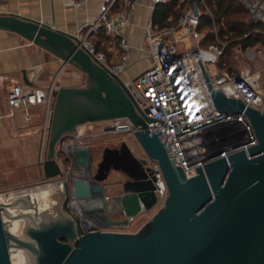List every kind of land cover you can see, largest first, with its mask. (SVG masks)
<instances>
[{
	"label": "water",
	"instance_id": "95a60500",
	"mask_svg": "<svg viewBox=\"0 0 264 264\" xmlns=\"http://www.w3.org/2000/svg\"><path fill=\"white\" fill-rule=\"evenodd\" d=\"M0 29L18 33L87 75L86 85H61L54 92L45 179L64 176L57 146L66 133L86 123L128 118L146 156L158 161L168 189L163 207L137 232L110 230L129 225L158 203L157 177L147 158L137 157L125 141L119 148L106 147L96 170L90 146L69 141L63 148L69 180H62L66 197L56 216L38 221L34 215L21 238L7 228L6 204L0 200V264H12V246L27 250L31 264H264V110L214 88L198 59L216 107L245 112L259 142L248 152L197 167L189 177L166 145L170 159L157 135L161 130L150 132L153 119L125 80L80 47L76 34L13 13H0ZM112 172L121 176L111 178Z\"/></svg>",
	"mask_w": 264,
	"mask_h": 264
},
{
	"label": "built area",
	"instance_id": "2783aa9c",
	"mask_svg": "<svg viewBox=\"0 0 264 264\" xmlns=\"http://www.w3.org/2000/svg\"><path fill=\"white\" fill-rule=\"evenodd\" d=\"M86 1L70 2L77 7ZM167 1L151 0V8L156 9L159 4ZM241 1L248 6L255 22H264V0ZM139 3L140 0H104L97 16L82 25L76 34L80 47L89 52L95 61L119 76L127 68L133 49L124 29L131 24ZM201 4H205V0H187L179 19L174 21L170 15L165 26L149 21L146 26V42L151 57L150 65L125 81L141 109L153 119L148 123L150 132L156 134L161 130L157 134L159 139L166 148L168 146L173 162L181 166L189 177L197 174V167H204L209 162L242 150L248 152V148L259 142L253 123L245 112H225L216 107L198 59H201L214 88L220 89L227 97L239 98L248 106L264 110V89L260 84L259 73L248 66L236 72L221 63L228 45L227 36L216 32L207 50L201 47ZM99 33L117 40L122 51L119 62L112 63L107 53L98 48L92 36ZM172 36L173 41L170 43L168 39ZM190 37L197 41L198 46L191 48L185 45V50H180L177 42ZM212 64L217 65V71L214 72ZM65 66L63 64L62 68ZM61 71L47 87L24 88L19 84L13 85L8 93L9 105L28 111L31 105L44 104L52 114L54 92L59 87L57 79ZM112 121L106 131L135 136L138 128L128 118ZM49 125L50 120L42 138L40 155L43 161ZM85 125L79 126L77 132L66 133L57 146V158L65 172L62 180L69 177V164L62 160L60 152L69 141L83 144ZM220 151L223 152L219 154ZM146 158V166L156 175L157 184L162 189L158 191V196L166 197L168 189L158 161ZM231 171L230 165L228 176ZM110 230L115 231L113 228Z\"/></svg>",
	"mask_w": 264,
	"mask_h": 264
},
{
	"label": "crops",
	"instance_id": "0c3cea01",
	"mask_svg": "<svg viewBox=\"0 0 264 264\" xmlns=\"http://www.w3.org/2000/svg\"><path fill=\"white\" fill-rule=\"evenodd\" d=\"M70 1L0 0V13L19 14L47 23H55L57 27L77 34L82 25L97 16L104 2V0H87L83 5L74 7ZM238 1L244 4L241 0ZM244 5L248 8L246 4ZM155 11L156 9L151 8V0H140L131 24L124 29L133 46L132 57L121 75L125 81L135 77L150 65L151 57L146 42V26L149 21L153 20L162 26L168 24V17L162 19ZM249 20L259 23L255 22L251 15ZM202 32L204 38L205 32ZM105 36L104 39L99 37L93 40L100 43L99 47L107 53L112 63H117L122 53L121 48L115 38ZM168 41L172 43L173 36ZM194 44L198 45L197 41L192 42L190 38L177 42L180 50H185V45ZM237 52L244 53L248 62L254 64L261 61V58L264 59V50L261 47L247 49L237 47ZM62 65L63 62L58 57L18 33L0 29V194L30 185L44 177L40 151L45 127L51 118L44 104L31 105L28 111L23 108H12L8 103L9 90L15 84L24 88L47 87L53 82ZM245 66L258 72L261 79L263 70L249 63L242 66L235 65L232 68L226 65L236 72ZM79 71L74 67L67 71L62 70L58 77L59 81L57 79L58 86H78L76 82L80 78ZM262 88L264 89L263 86ZM116 177L119 176H111V178Z\"/></svg>",
	"mask_w": 264,
	"mask_h": 264
},
{
	"label": "rangeland",
	"instance_id": "374dc122",
	"mask_svg": "<svg viewBox=\"0 0 264 264\" xmlns=\"http://www.w3.org/2000/svg\"><path fill=\"white\" fill-rule=\"evenodd\" d=\"M180 3V1H179ZM185 6V5H184ZM184 6L182 8H178L180 9V12L182 13ZM178 7V6H176ZM216 32H218V28L215 29ZM193 39V40H192ZM190 40L193 42L195 41V39L193 37H190ZM204 38L202 39V45L201 47L207 50L208 44L210 43L211 40L209 41H204ZM198 45L194 44L193 46H191V48H195ZM230 62L233 63V65H244V64H251L252 66L256 67V68H260L262 69V77L260 79L262 86L264 87V59L261 58V61L257 62V63H252V62H248V60L246 59V56L244 53H238L237 52V48L234 51L233 55H230ZM213 66V70L214 72L217 71V65L212 64ZM72 68V66L70 65H66L64 68H60L58 72H60L61 70L67 71L70 70ZM64 73V72H63ZM62 73V74H63ZM79 73V79L77 80V84L78 86H84L87 83V75L81 71L78 72ZM61 74V76H62ZM59 81V79H58ZM113 121L112 120H107V121H102V122H95V123H86V125L83 127L85 128V134L83 137V144L84 145H88L90 146L91 150H92V154H93V167L94 170L97 169V165L99 164V162L102 160L103 157V152L105 150L106 147H120L122 145V143L125 141L129 147L132 149V151L134 152V154H136L139 158L140 157H147L142 146L140 145V143L138 142V140L136 139L135 136H132L128 133L125 132H113V131H106V128L111 127ZM48 141V139H47ZM46 147H47V142H46ZM60 157L62 158V160L66 163L69 164L70 161L67 159V156L65 154V152L63 150H61L60 152ZM121 176L119 173L117 172H112L110 176ZM61 177L59 178H52V179H45V177L38 179L37 181H35L34 183H31L30 185H26V186H22V187H18L15 189H11L8 190L4 193H2L1 195H6L10 192H14V193H20L22 191L25 190H34L38 187H42V186H46L49 184H57L59 182H62ZM69 180V177H68ZM65 193L62 191H55L52 195L51 200H54V202L50 203L51 200L49 201V203L51 204V206L49 207L48 210H45L42 214L45 216H56L58 214L59 210H63V204L65 201ZM164 201H165V196H160L159 197V201L158 203L152 208L150 209L148 212H145L143 214H141L140 216H138L132 223H130L127 226L124 227H113V229L115 231H119L121 230V232H137L160 208L163 207L164 205ZM40 202H42V204L44 203V201L40 200ZM117 218H123L122 215L117 214ZM121 216V217H120Z\"/></svg>",
	"mask_w": 264,
	"mask_h": 264
},
{
	"label": "trees",
	"instance_id": "16d2710c",
	"mask_svg": "<svg viewBox=\"0 0 264 264\" xmlns=\"http://www.w3.org/2000/svg\"><path fill=\"white\" fill-rule=\"evenodd\" d=\"M186 1L168 0L165 3L159 4L155 12L161 15L162 19H166L169 15H172L173 20L177 21L181 15L178 8H182ZM201 7L203 14L200 29L205 32L203 42L214 41L216 28H218V33L222 36L226 35L229 41L221 57V63H225L229 68H232L234 65L230 62V55L234 54L237 47H241L242 49L261 47L264 50V22H251L249 20V9L240 1L205 0V4H201ZM99 37L104 39L106 36L100 33L92 36L95 39ZM94 41L98 48H100V43L96 42V40Z\"/></svg>",
	"mask_w": 264,
	"mask_h": 264
},
{
	"label": "bare ground",
	"instance_id": "6f19581e",
	"mask_svg": "<svg viewBox=\"0 0 264 264\" xmlns=\"http://www.w3.org/2000/svg\"><path fill=\"white\" fill-rule=\"evenodd\" d=\"M57 190L64 192L63 182L38 187L34 190H25L20 193L10 192L6 195H0V200L6 204L3 220L6 222L7 228L15 235L25 238V227L32 222L34 215H38L37 219L39 221L43 216L42 213L49 209L50 203L54 202L51 198ZM26 197L27 202L24 200ZM40 200L44 203L42 204ZM10 254L12 264H31L29 252L25 249L12 246Z\"/></svg>",
	"mask_w": 264,
	"mask_h": 264
},
{
	"label": "flooded vegetation",
	"instance_id": "af4514ba",
	"mask_svg": "<svg viewBox=\"0 0 264 264\" xmlns=\"http://www.w3.org/2000/svg\"><path fill=\"white\" fill-rule=\"evenodd\" d=\"M117 148V147H116ZM119 148V147H118ZM96 168H98V165H97V167ZM96 170V169H95ZM117 173H119V172H117ZM120 175H121V173H119ZM113 228V227H112Z\"/></svg>",
	"mask_w": 264,
	"mask_h": 264
}]
</instances>
